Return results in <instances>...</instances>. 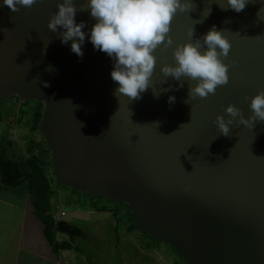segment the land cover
Instances as JSON below:
<instances>
[{"label":"water","instance_id":"1","mask_svg":"<svg viewBox=\"0 0 264 264\" xmlns=\"http://www.w3.org/2000/svg\"><path fill=\"white\" fill-rule=\"evenodd\" d=\"M60 2L37 0L13 12L0 0V100L17 95L44 104L39 129L57 182L127 203L136 227L187 264H264V121L234 123L228 136L215 124L218 115L228 118L229 104L250 116L251 97L264 91V0L239 13L222 9L226 0H193L190 13L178 11L173 45L155 50L150 87L133 101L114 94L106 53L86 39L78 57L49 30ZM75 2L87 8V0ZM76 21L86 22V32L96 22L90 10H78ZM213 26L232 43L229 82L185 103L189 83H163L161 67L175 63L176 45Z\"/></svg>","mask_w":264,"mask_h":264},{"label":"clouds","instance_id":"2","mask_svg":"<svg viewBox=\"0 0 264 264\" xmlns=\"http://www.w3.org/2000/svg\"><path fill=\"white\" fill-rule=\"evenodd\" d=\"M250 0H226L224 10L241 12ZM37 0H2V4L16 12L21 7L31 8ZM193 0H87V8H77L75 0H62L48 23L53 33H58L61 43L69 44L71 51L83 57V45L89 41L94 50L106 53L113 60L111 79L118 86L114 94L120 98L127 97L130 101L142 98V94L150 87L151 78L157 64L155 50L162 44L171 47L173 39L169 35L171 23L176 13L191 12ZM90 10L95 24L86 32V22L76 21L77 11ZM262 9H259V18ZM211 12H207L206 18ZM261 21H264L262 19ZM202 22L199 21V23ZM195 29L189 31L194 37ZM44 42L46 51L48 44ZM232 47L231 40L225 30L213 26L202 37L189 39L173 49L174 64H163L161 72L165 77L179 81L178 87L184 82L189 83L188 99L207 98L214 94L218 86L229 82V63H226ZM49 71L52 70L49 66ZM192 82H195L194 84ZM47 86V84H45ZM164 92L169 89H164ZM159 97L160 93L153 92ZM176 97L169 96L168 102L174 104ZM25 101V100H24ZM251 115L245 116L240 108L229 104L225 115H218L215 124L224 136L230 134L235 123L253 128L257 121H264V91L251 97ZM60 215V214H59Z\"/></svg>","mask_w":264,"mask_h":264},{"label":"rangeland","instance_id":"3","mask_svg":"<svg viewBox=\"0 0 264 264\" xmlns=\"http://www.w3.org/2000/svg\"><path fill=\"white\" fill-rule=\"evenodd\" d=\"M7 106L11 108L10 113L5 110ZM7 106L0 103V144H6L8 139L15 142L16 147L8 150L14 160H19L21 155L25 158L32 154L38 155L43 135L39 131H31L28 119L26 117L22 119L21 114L14 111L16 110L14 99L9 100ZM12 151L17 154H11ZM52 184L57 190L54 198L57 202L55 203L56 218L66 220L83 231V234L74 241L81 251L71 249L67 250V253H62L63 264H187L169 244L158 242L138 228L130 230L129 220L125 216L127 209L124 205L116 206V202L104 198L101 199V203H105L111 209L98 211L89 204L85 206L79 204V200L83 203L88 202L90 198L84 192L79 194L60 183L59 186L55 178ZM25 191L26 184L11 189L0 186L1 196L19 200L20 203L24 202ZM62 211L66 213L64 216L59 215ZM19 214L18 208H14V205L8 207L0 205L1 247L4 248L8 244L11 231L19 226ZM62 239L69 240L70 237L63 233Z\"/></svg>","mask_w":264,"mask_h":264},{"label":"trees","instance_id":"4","mask_svg":"<svg viewBox=\"0 0 264 264\" xmlns=\"http://www.w3.org/2000/svg\"><path fill=\"white\" fill-rule=\"evenodd\" d=\"M12 99H14V107L16 108V110H12L20 113L22 119L26 117L29 120L28 121L26 119L27 122H29V124L31 125V131L40 132L39 125L43 114L44 104L35 100L34 102H32L33 100L24 101L17 95H13L6 99L0 100V103L7 106L9 100ZM9 109L11 108L8 106L5 108L8 113H10ZM15 147V142L9 139L7 140L6 144H0V186L6 189H11L18 187L21 184H26L34 205L35 214L44 222L45 235L51 245L56 250L65 248L68 250L75 249L78 252L81 251L80 247L74 244V241L78 236H81L83 234L82 229L74 224H71L66 220H58L55 216V203L57 202L54 201V198L56 197L57 190L52 184L53 178L55 177L52 170L51 151L47 147L44 137L42 144H40V152L38 155L32 154L28 158H25L21 155L19 157V160H14L10 156L8 150H10L11 148L13 149ZM11 154L14 155L17 153L15 151H12ZM50 170L52 175L50 174ZM74 191L78 192L79 194L81 193L77 190ZM84 193L90 198H88L87 200L89 203H82V201L79 200V204H81L82 206L89 204L92 208L98 211H105L111 209L108 208L105 203H101V199H104V197L94 196L87 192ZM106 200L111 201L109 199ZM115 205H124L126 207L127 213L125 214V216L128 218L130 223L129 229H137L133 221V216L129 205L125 202L117 203ZM58 233L68 234L70 239L59 241L57 238ZM174 251L179 254L175 249ZM179 256L181 257L180 254ZM181 259L183 258L181 257Z\"/></svg>","mask_w":264,"mask_h":264},{"label":"crops","instance_id":"5","mask_svg":"<svg viewBox=\"0 0 264 264\" xmlns=\"http://www.w3.org/2000/svg\"><path fill=\"white\" fill-rule=\"evenodd\" d=\"M25 192L23 203L0 195L1 206L14 205L20 213L19 226L11 231L8 244L4 248L0 246V264H63L61 254L67 253L68 249L56 250L51 245L45 235L44 222L35 214L27 186ZM62 235L63 233H58L59 241L63 240ZM9 255L10 259H8Z\"/></svg>","mask_w":264,"mask_h":264},{"label":"built area","instance_id":"6","mask_svg":"<svg viewBox=\"0 0 264 264\" xmlns=\"http://www.w3.org/2000/svg\"><path fill=\"white\" fill-rule=\"evenodd\" d=\"M66 213H65V211H62V212H60V215L61 216H64ZM57 217V216H56Z\"/></svg>","mask_w":264,"mask_h":264}]
</instances>
